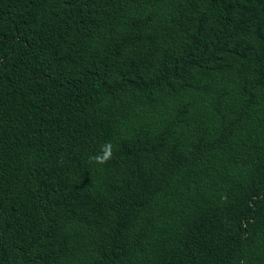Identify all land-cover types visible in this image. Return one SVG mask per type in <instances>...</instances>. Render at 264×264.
Segmentation results:
<instances>
[{
  "label": "trees",
  "instance_id": "trees-1",
  "mask_svg": "<svg viewBox=\"0 0 264 264\" xmlns=\"http://www.w3.org/2000/svg\"><path fill=\"white\" fill-rule=\"evenodd\" d=\"M0 264H264V0H0Z\"/></svg>",
  "mask_w": 264,
  "mask_h": 264
},
{
  "label": "clouds",
  "instance_id": "clouds-1",
  "mask_svg": "<svg viewBox=\"0 0 264 264\" xmlns=\"http://www.w3.org/2000/svg\"><path fill=\"white\" fill-rule=\"evenodd\" d=\"M113 148L114 146L111 144V142H108L102 146L101 152L99 154L90 156L89 160L98 164H106L113 156Z\"/></svg>",
  "mask_w": 264,
  "mask_h": 264
}]
</instances>
